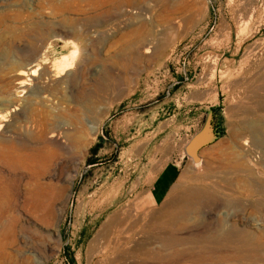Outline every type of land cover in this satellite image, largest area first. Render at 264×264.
I'll use <instances>...</instances> for the list:
<instances>
[{"label":"rangeland","instance_id":"rangeland-1","mask_svg":"<svg viewBox=\"0 0 264 264\" xmlns=\"http://www.w3.org/2000/svg\"><path fill=\"white\" fill-rule=\"evenodd\" d=\"M0 115V264H264V0H0Z\"/></svg>","mask_w":264,"mask_h":264},{"label":"bare ground","instance_id":"bare-ground-1","mask_svg":"<svg viewBox=\"0 0 264 264\" xmlns=\"http://www.w3.org/2000/svg\"><path fill=\"white\" fill-rule=\"evenodd\" d=\"M68 55V54H67ZM71 56V55H70ZM38 58H39V56H38ZM67 58H68V56H67ZM67 61V59H66V55L65 56H63L62 58H61V60H60V66H61V68L64 66V65H66V62ZM38 64V63H37ZM36 64V65H37ZM37 66H39V65H37ZM30 68V67H29ZM31 68H33V67H31ZM61 68H59V70L61 69ZM57 69V68H56ZM62 69H64V68H62ZM29 70V69H28ZM59 70H54L53 71V76H54V78H55V76L57 77V76H59V74H62V73H60L59 72ZM67 71L68 69H67V67H65V69H64V71ZM36 71V69H34V70H32V74H34V72ZM43 73V72H42ZM25 74V72L23 71V70H18L17 72H16V77H18L19 79L22 77V76H25L24 75ZM44 74V73H43ZM51 74V75H52ZM43 76H45V74L43 75ZM50 76V75H49ZM60 78V77H59ZM18 79V80H19ZM66 80V79H65ZM64 80V81H65ZM63 81V80H62ZM42 82V81H41ZM16 84H17V88H16V90H15V96H20V94H21V92H23L22 91V88L23 87H25L24 86V81L23 80H19V81H17L16 82ZM41 84V83H40ZM42 84H43V82H42ZM39 87V86H38ZM41 88V87H40ZM10 102V101H9ZM10 105V104H9ZM17 106V105H16ZM16 106H12V108L10 109V110H6V109H3V110H5V112L3 113V115H7V117L8 116H10V115H8L10 112H12V111H14V110H16L17 109V107ZM8 108V107H7ZM19 110V109H18ZM0 117H1V115H0ZM5 120V119H4ZM17 127V126H16ZM54 132V131H53ZM52 132V133H53ZM51 134V133H50ZM54 135V134H53ZM53 135L51 134L50 136H52L53 137ZM49 136V137H50ZM54 136H56V134L54 135ZM42 138V137H41ZM51 138V137H50ZM264 142V141H263ZM19 150H20V148H19ZM28 151V150H27ZM29 151H31V150H29ZM33 153V152H32ZM36 156V155H35ZM28 159H31L30 158V156H28L27 154H21V153H19L18 151H15V149L14 148H12V147H9V145H5L4 147H2V148H0V160H2L3 162H6V163H13V162H15V163H17L18 165H28L29 163H28ZM200 162V161H199ZM196 164H197V162H196ZM4 165V164H3ZM26 165V166H27ZM19 168V167H18ZM14 169V168H13ZM223 169V168H222ZM24 170V169H23ZM31 176H32V174H31ZM5 177V176H4ZM28 180V179H27ZM32 180L38 185L37 187H47V186H49V185H47V184H41L40 182H39V178H38V176L37 177H33L32 178ZM1 182V181H0ZM39 183H40V185H39ZM28 184V183H27ZM36 186V185H35ZM40 190V189H39ZM42 190V189H41ZM173 190V189H172ZM44 191V190H43ZM1 193L2 194H5V193H3L2 192V190H1ZM13 193V192H12ZM2 194H0L2 197L4 196V195H2ZM9 194V193H8ZM147 193H145V195H146ZM175 194V193H174ZM11 195V194H10ZM144 195V196H145ZM9 198V197H8ZM144 198V197H143ZM147 198H148V202H149V204H152V205H154L155 204V202H154V200H153V198H152V195H151V192H148V195H147ZM2 200V199H1ZM6 200V199H5ZM31 202V201H30ZM33 202V204H34V201H32ZM0 203H1V205L3 204V202L2 201H0ZM5 203V202H4ZM6 204V203H5ZM4 204V205H5ZM32 204V205H33ZM9 205V204H8ZM7 208H8V206H7ZM136 210V209H135ZM148 215V214H147ZM146 215V216H147ZM3 216V215H2ZM121 218V217H120ZM6 221V220H5ZM146 226V225H145ZM121 227V226H120ZM158 236V235H157ZM180 249V248H179ZM155 259V258H154ZM199 261V260H198Z\"/></svg>","mask_w":264,"mask_h":264},{"label":"water","instance_id":"water-1","mask_svg":"<svg viewBox=\"0 0 264 264\" xmlns=\"http://www.w3.org/2000/svg\"><path fill=\"white\" fill-rule=\"evenodd\" d=\"M213 138V127L210 121H206L201 130L198 131L185 146V154L193 161H199V151L208 145Z\"/></svg>","mask_w":264,"mask_h":264},{"label":"crops","instance_id":"crops-1","mask_svg":"<svg viewBox=\"0 0 264 264\" xmlns=\"http://www.w3.org/2000/svg\"><path fill=\"white\" fill-rule=\"evenodd\" d=\"M170 176H171V174H170V172H168V171H166L165 173H163V174L161 175V177H160L161 182L159 181L160 183H163V184L161 185V187H163V185L166 184V182L169 180ZM151 195H152V193H151ZM152 198H153L154 202L156 203V200H155V198H154L153 195H152Z\"/></svg>","mask_w":264,"mask_h":264}]
</instances>
